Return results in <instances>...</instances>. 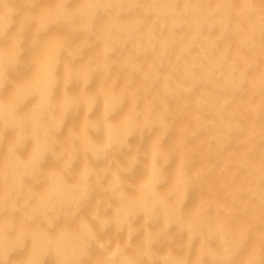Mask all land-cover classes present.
<instances>
[{"label": "clouds", "instance_id": "clouds-1", "mask_svg": "<svg viewBox=\"0 0 264 264\" xmlns=\"http://www.w3.org/2000/svg\"><path fill=\"white\" fill-rule=\"evenodd\" d=\"M48 260L264 264V0H0V264Z\"/></svg>", "mask_w": 264, "mask_h": 264}, {"label": "bare ground", "instance_id": "bare-ground-1", "mask_svg": "<svg viewBox=\"0 0 264 264\" xmlns=\"http://www.w3.org/2000/svg\"><path fill=\"white\" fill-rule=\"evenodd\" d=\"M47 15V12H41L39 16L36 18V31H40L45 26V20L44 17ZM30 38L29 35L26 34V41H25V52L23 56L21 57L22 60L25 61L26 66L22 67L18 70L16 73H12L11 78L13 80H20L25 78L29 72H30V66H27V61L29 57L31 56V49L27 47V40ZM57 43V37L55 35L51 36L48 40V42L42 46V49L33 57V63L35 64V69L32 71L30 77L23 79L18 85L17 88L22 91L25 95H28L30 97H33L32 101H29L28 104L25 105V107H28L29 109L34 110L41 102V99L44 95V84L47 79L48 73L50 71V60H51V54L52 50L55 48ZM96 80L93 79L92 84L89 87V90H94L96 87ZM8 89H5V94L7 93ZM71 91H78V86L73 84ZM104 91L103 86L97 88V94H101ZM80 94L83 95V90L80 89ZM16 99L15 93L10 94L7 100L4 102L11 103ZM61 104L63 103V100L59 101ZM99 107H97L96 112L93 113V115L98 114ZM119 116V113L116 114V116L113 117V119L117 118ZM74 120H78L79 117L72 118ZM69 122H72L70 120ZM151 134H146L143 144V147H147L148 141L150 139ZM175 139V132H170L168 137L165 140L166 144H170ZM138 137H132L129 141L131 144L138 143ZM51 163V160L49 159L46 161V166ZM174 163V162H173ZM172 165H169V170L171 169ZM182 178V172L180 169L177 170L176 177L174 180L173 187L176 183H178ZM213 190L217 191L220 195H224V184L222 181L218 182L217 184L213 185ZM198 191L199 190H193V192L190 194L189 200L185 205V208H190L194 203L195 200L198 197ZM166 247V245H164ZM27 253V247H25L24 250L17 251L12 254L10 259L17 260L23 258L24 255ZM46 264H53L51 260L46 261Z\"/></svg>", "mask_w": 264, "mask_h": 264}]
</instances>
